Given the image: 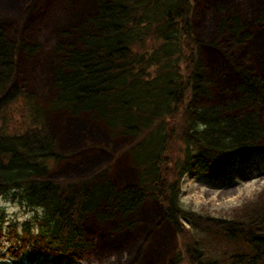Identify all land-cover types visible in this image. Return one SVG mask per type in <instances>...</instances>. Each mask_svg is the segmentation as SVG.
<instances>
[{
	"label": "trees",
	"instance_id": "trees-1",
	"mask_svg": "<svg viewBox=\"0 0 264 264\" xmlns=\"http://www.w3.org/2000/svg\"><path fill=\"white\" fill-rule=\"evenodd\" d=\"M95 1L96 15L88 25L77 26L80 48H56L59 64L47 107L38 104L18 80L19 52L31 58L39 47L10 40L0 18V113L22 101L20 124L10 131L8 126L0 127V194L28 212L44 209L42 216H34L33 224L23 223L21 233L16 227L9 229L8 238L20 244L16 254L27 253L32 259L50 256L57 263L84 258L94 250L85 232L87 217L101 223L116 218L128 228L139 225L138 229L139 209L157 201L165 208V220L188 235L184 254L168 264H264V204L252 203L235 217H211L184 209L179 188L184 177L217 176L235 157L264 153L263 116L258 111L264 99V73L238 69L242 84L232 94L239 96L217 107L201 106L200 97L212 95L201 59L202 44L194 33L200 18L195 0ZM217 10L221 16L217 40L232 34L233 44L243 46L241 20L233 16L235 23L229 25L224 8ZM257 20L264 27V4ZM203 44L220 47L219 42ZM52 110L89 114L116 134L135 139L129 155L140 171L138 182L119 185L106 169L73 183L51 180L54 163L65 159L64 153L55 151L57 141L47 120ZM181 118L178 134L185 152L182 160L174 162L173 181L165 175L170 159L166 157L175 143L174 121ZM182 220L190 223L189 229ZM145 251L140 249V258ZM147 261L143 264H153Z\"/></svg>",
	"mask_w": 264,
	"mask_h": 264
},
{
	"label": "rangeland",
	"instance_id": "rangeland-1",
	"mask_svg": "<svg viewBox=\"0 0 264 264\" xmlns=\"http://www.w3.org/2000/svg\"><path fill=\"white\" fill-rule=\"evenodd\" d=\"M32 1L35 4L34 10L26 14ZM97 3L95 0H0V18L5 20L1 26L8 32L10 40L14 41L18 37L25 44L39 47L31 58L27 56V52H19L22 75L18 76L19 83L27 92L33 94L38 104L47 107L52 101L50 93L53 91V74L59 64L56 48L59 45L80 48L77 26L89 24ZM263 4L264 0H196V13L199 10L200 18H197L194 33L203 45L200 46L203 49L201 59L206 68V76L209 81L211 79L214 82L209 89L212 96L205 103H225L226 100L239 96L231 94V90L228 91V88L241 83L236 73L238 69L253 75L264 73V27L257 20L258 9ZM219 6L224 8V17L229 19V25L235 23L230 19L233 16L241 20L243 28L240 33L245 34L242 37L245 43L243 46L233 44L232 34H226L221 40H217L221 23L217 10ZM203 11L211 17L207 23L204 22L207 15ZM25 16L26 19L21 23ZM207 24L211 28H207ZM204 41L219 42L220 47H208L210 44L205 47ZM59 55L63 59V55ZM21 106L22 101H19L18 104L1 111L0 127L8 126V131L10 128L15 129L20 124L18 119ZM77 115L66 110H52L47 116L50 131L58 145L55 151L65 154V159L54 163V169L48 177L53 181L73 183L91 178L99 170L106 169L113 182L119 185H135L140 171L135 168L129 148L136 140L116 134L105 123L89 114ZM261 120L264 126V117ZM174 124L177 128L175 143L171 154L166 157H170V162L167 160L165 167V175L173 181L177 171L174 162L182 160L181 156L185 152L181 134H178L183 124L182 118L175 120ZM229 171L235 186L221 190L213 187L204 178L182 179L179 184L181 206L211 217L231 214L235 217L241 211L250 209L252 203L254 206L264 204V156L254 157L250 162L242 161ZM221 179L226 180L224 177ZM159 203L149 201L142 205L137 218L142 224L138 229L136 228L139 225L128 228L114 221L116 218L110 221V227H106L96 217H87L88 221L84 223L85 232L94 243V253L81 262L72 261L66 264H135L138 260L136 254L142 247L146 250L145 257L152 260L153 264H168L179 252L184 254V243L188 235L179 233L165 220V208ZM22 211L28 213L26 208H22ZM31 213V219L23 223L33 224L34 216L40 215L33 211ZM0 216L4 230L3 238L0 239V264H18L11 257L16 251L12 249L15 243L8 238V231L16 227L18 233H21L23 224L9 221L2 211ZM182 224L186 229L190 228L188 221L182 220ZM116 227L121 230H116ZM178 233L185 236L181 237ZM186 253L187 251L185 255ZM182 259L185 260V257ZM25 264L29 263L25 261ZM34 264H50V260L42 259Z\"/></svg>",
	"mask_w": 264,
	"mask_h": 264
},
{
	"label": "clouds",
	"instance_id": "clouds-1",
	"mask_svg": "<svg viewBox=\"0 0 264 264\" xmlns=\"http://www.w3.org/2000/svg\"><path fill=\"white\" fill-rule=\"evenodd\" d=\"M199 127H203L200 125ZM0 211H2L9 221H16L19 224H23L25 220L31 219L33 213L22 211L21 205L17 201H13L10 198H6L4 195L0 194ZM36 212L41 216L43 215L44 209L42 207H38Z\"/></svg>",
	"mask_w": 264,
	"mask_h": 264
},
{
	"label": "bare ground",
	"instance_id": "bare-ground-1",
	"mask_svg": "<svg viewBox=\"0 0 264 264\" xmlns=\"http://www.w3.org/2000/svg\"><path fill=\"white\" fill-rule=\"evenodd\" d=\"M191 4H192V2H190ZM195 5H196V0H195ZM203 13H205L204 11H203ZM206 14V13H205ZM96 14H93V15H91V16H95ZM207 15V14H206ZM209 19H211V17H209L208 15H207V17H205V19H204V22H208L209 21ZM210 24H213V22H210ZM210 24H207V28H211V25ZM14 41H20V39L18 38V37H16L15 38V40ZM27 45H29V44H27ZM214 85V82H213V80H211L210 79V87H212ZM231 90V94H232V91H237V86H234V87H232V88H228V91H230ZM262 94H264V92L262 93ZM237 95V94H236ZM206 102V99H205V97H200V100L198 101V104H202V105H212V106H215V107H217V106H219V105H221L220 103H219V101L218 102H215L214 104H211V103H205ZM201 105V106H202ZM258 111H259V113H262V116L264 117V99L262 98V100H261V106H259L258 107ZM102 149V148H101ZM122 206L124 207L125 206V203L124 204H122ZM119 211H116L115 213H118ZM120 213V212H119ZM97 219V218H96ZM147 222V221H146ZM100 224H102V225H106V227H110V225H111V223L110 222H108V221H106L105 222V224L104 223H100ZM144 237V236H143ZM143 237H142V239H143ZM142 239H141V241H142ZM181 252H179L175 257H173V258H171L169 261H168V263H172L175 259H176V257L180 254Z\"/></svg>",
	"mask_w": 264,
	"mask_h": 264
},
{
	"label": "water",
	"instance_id": "water-1",
	"mask_svg": "<svg viewBox=\"0 0 264 264\" xmlns=\"http://www.w3.org/2000/svg\"><path fill=\"white\" fill-rule=\"evenodd\" d=\"M147 262H150V263H152V260H148Z\"/></svg>",
	"mask_w": 264,
	"mask_h": 264
}]
</instances>
